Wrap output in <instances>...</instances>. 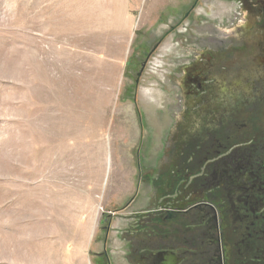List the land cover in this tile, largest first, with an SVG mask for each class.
<instances>
[{
    "label": "rangeland",
    "instance_id": "obj_1",
    "mask_svg": "<svg viewBox=\"0 0 264 264\" xmlns=\"http://www.w3.org/2000/svg\"><path fill=\"white\" fill-rule=\"evenodd\" d=\"M219 2L197 16L236 13ZM186 3L0 0V264H95L102 216L122 227L157 192L161 170L140 163L173 159L156 118L174 99L176 35L153 49Z\"/></svg>",
    "mask_w": 264,
    "mask_h": 264
},
{
    "label": "flooded vegetation",
    "instance_id": "obj_2",
    "mask_svg": "<svg viewBox=\"0 0 264 264\" xmlns=\"http://www.w3.org/2000/svg\"><path fill=\"white\" fill-rule=\"evenodd\" d=\"M234 2L216 21L197 11L226 7L219 0L178 5L159 37L153 51L176 35L174 99L156 118L173 159L140 163L143 174L161 170L158 190L124 218L139 227L102 216L95 264H264V0Z\"/></svg>",
    "mask_w": 264,
    "mask_h": 264
},
{
    "label": "crops",
    "instance_id": "obj_3",
    "mask_svg": "<svg viewBox=\"0 0 264 264\" xmlns=\"http://www.w3.org/2000/svg\"><path fill=\"white\" fill-rule=\"evenodd\" d=\"M137 183H139V181H137ZM136 187H137V185H136ZM136 189V188H135ZM130 199V198H129ZM140 208L141 207H137L133 212H136V211H138V210H140ZM128 210V209H127ZM129 215V214H128ZM146 214H144V216H145ZM147 216H149V215H147ZM146 217V216H145ZM120 225L122 226V227H129V226H133V227H139V225H138V223H136V221H131V220H127V219H125V220H123L121 223H120Z\"/></svg>",
    "mask_w": 264,
    "mask_h": 264
},
{
    "label": "bare ground",
    "instance_id": "obj_4",
    "mask_svg": "<svg viewBox=\"0 0 264 264\" xmlns=\"http://www.w3.org/2000/svg\"><path fill=\"white\" fill-rule=\"evenodd\" d=\"M93 22H94V21H93ZM83 26H84V25H83ZM93 26H94V25H93ZM84 28H85V27H84ZM83 40H84V44H87V43H88V41L85 40L84 37H83ZM62 54H63V53H62ZM88 102L91 103L92 105H94V103H95V98H93L92 96L89 97ZM203 127H204V126H203Z\"/></svg>",
    "mask_w": 264,
    "mask_h": 264
},
{
    "label": "water",
    "instance_id": "obj_5",
    "mask_svg": "<svg viewBox=\"0 0 264 264\" xmlns=\"http://www.w3.org/2000/svg\"><path fill=\"white\" fill-rule=\"evenodd\" d=\"M138 75H139V76L141 75V71L138 73ZM137 81H139V78L137 79Z\"/></svg>",
    "mask_w": 264,
    "mask_h": 264
}]
</instances>
